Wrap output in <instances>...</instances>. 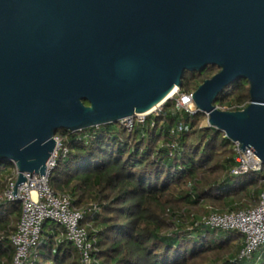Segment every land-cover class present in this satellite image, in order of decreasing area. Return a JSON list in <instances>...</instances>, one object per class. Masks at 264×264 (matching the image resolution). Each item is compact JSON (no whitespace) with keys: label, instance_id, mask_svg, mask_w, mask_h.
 Segmentation results:
<instances>
[{"label":"water","instance_id":"1","mask_svg":"<svg viewBox=\"0 0 264 264\" xmlns=\"http://www.w3.org/2000/svg\"><path fill=\"white\" fill-rule=\"evenodd\" d=\"M209 66L219 72L195 105L264 165V0H0V161L18 170L13 195L26 174L47 175L59 130L146 115ZM239 81L250 104L219 110Z\"/></svg>","mask_w":264,"mask_h":264},{"label":"trees","instance_id":"2","mask_svg":"<svg viewBox=\"0 0 264 264\" xmlns=\"http://www.w3.org/2000/svg\"><path fill=\"white\" fill-rule=\"evenodd\" d=\"M217 72L186 73L191 77L183 80L180 91L195 92ZM223 100L230 101L231 111L247 107L249 83L236 82L215 105H226ZM206 120L201 112H176L169 100L159 116L148 117L131 132L119 122L56 133L68 152L51 171L49 186L69 194L72 208L99 207L95 215L86 214L82 226L96 240L101 264H264V245L242 259L241 234L196 226L192 213L201 201L238 211L257 206L264 189V165L260 173L234 176L233 143L204 125ZM178 126L183 131L173 133ZM7 166L0 161V195L16 180L15 165ZM21 216V203L0 204V264H13L10 238ZM58 230L45 223L42 242L27 264H81L77 249L55 238Z\"/></svg>","mask_w":264,"mask_h":264},{"label":"built area","instance_id":"3","mask_svg":"<svg viewBox=\"0 0 264 264\" xmlns=\"http://www.w3.org/2000/svg\"><path fill=\"white\" fill-rule=\"evenodd\" d=\"M193 93L181 92L180 89L170 98L174 101L176 112H185L190 116L199 113V109L193 100ZM168 102V101H167ZM163 103L158 109L148 115L138 114L126 118L120 123L131 132L135 126H143L148 117L159 114L164 110ZM221 111H231L233 107L229 104L217 106ZM243 110L244 107H239ZM152 127L155 123H152ZM183 131V126H178L172 132ZM56 149L47 164L46 176L26 174L27 181L20 186L18 196L15 197L12 190L18 178L16 169L15 181L10 180L7 189L0 195V204L11 201L20 202L22 205V216L17 232L11 236L10 242L15 250L13 264H27L42 242V234L46 222H51L59 227L54 233L59 241L71 243L79 252L81 264H101L97 255L96 240L90 236L88 228L82 226L86 214L95 215L99 212L96 204H90L83 208H72V197L69 194L55 193L49 186V175L56 167L61 156H65L68 150L60 137H55ZM173 148L176 144L172 145ZM237 166L233 169L234 176H240L249 172H262L263 163L257 155L247 149L241 150L239 143H233ZM204 202L201 201L200 205ZM207 215L197 218L196 226H205L222 231H235L243 236L244 246L240 258L250 259L253 254L264 245V189L259 196L258 205L238 211H218L211 206L206 207ZM90 227V226H88Z\"/></svg>","mask_w":264,"mask_h":264},{"label":"rangeland","instance_id":"4","mask_svg":"<svg viewBox=\"0 0 264 264\" xmlns=\"http://www.w3.org/2000/svg\"><path fill=\"white\" fill-rule=\"evenodd\" d=\"M216 69H218L217 67H212V66H209L206 70H204L203 72H212V70L213 71H215ZM202 72V73H203ZM191 74H187L186 76H185V78L184 79H186V78H190L191 76H190ZM188 78V79H189ZM226 90V89H225ZM225 92V91H224ZM216 103H217V101H216ZM222 103H224V104H227V103H230V101L229 100H223L222 101ZM207 124V120L204 122V125H206ZM208 125V124H207ZM59 131H61V130H59ZM233 143V142H232ZM9 165H12V163H8V166L6 167V169H10V167H9ZM207 206H210V205H208V204H206V203H204L203 205H199V206H197V207H195L194 208V210H193V213H192V215L193 216H195V217H197V218H200V217H202V216H205V215H207V213H208V210H207ZM213 209H216V210H218V211H226L225 209H223V208H220V207H217V206H211ZM185 215V214H184ZM186 216V215H185ZM187 217V216H186ZM188 224V223H187ZM240 242H242V240L240 241Z\"/></svg>","mask_w":264,"mask_h":264},{"label":"bare ground","instance_id":"5","mask_svg":"<svg viewBox=\"0 0 264 264\" xmlns=\"http://www.w3.org/2000/svg\"><path fill=\"white\" fill-rule=\"evenodd\" d=\"M179 89H177L172 95H170L168 98H172L176 92H178ZM167 100V99H166ZM164 102H162L161 104H159L156 108H154L151 112H149L148 114H151L152 112H154L156 109H158ZM146 114V115H148Z\"/></svg>","mask_w":264,"mask_h":264}]
</instances>
